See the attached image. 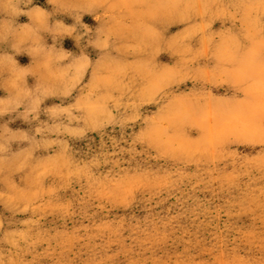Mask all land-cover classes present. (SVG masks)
Masks as SVG:
<instances>
[{"label":"rangeland","instance_id":"rangeland-1","mask_svg":"<svg viewBox=\"0 0 264 264\" xmlns=\"http://www.w3.org/2000/svg\"><path fill=\"white\" fill-rule=\"evenodd\" d=\"M0 11V264H264V0Z\"/></svg>","mask_w":264,"mask_h":264},{"label":"crops","instance_id":"crops-1","mask_svg":"<svg viewBox=\"0 0 264 264\" xmlns=\"http://www.w3.org/2000/svg\"><path fill=\"white\" fill-rule=\"evenodd\" d=\"M1 12V11H0Z\"/></svg>","mask_w":264,"mask_h":264}]
</instances>
